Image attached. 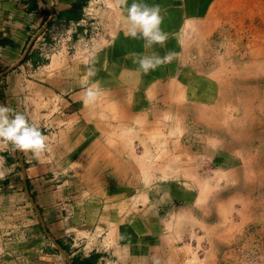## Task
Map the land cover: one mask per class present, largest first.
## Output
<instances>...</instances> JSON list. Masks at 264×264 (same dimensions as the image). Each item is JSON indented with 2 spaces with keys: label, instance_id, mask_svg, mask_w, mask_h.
<instances>
[{
  "label": "rangeland",
  "instance_id": "rangeland-1",
  "mask_svg": "<svg viewBox=\"0 0 264 264\" xmlns=\"http://www.w3.org/2000/svg\"><path fill=\"white\" fill-rule=\"evenodd\" d=\"M141 2L161 6L165 46L145 49L143 38L126 36V6L117 0H83L71 22H57L48 33L43 60L31 61L33 67L43 61L48 73L85 66L95 98L80 116L100 138L97 150L110 148L113 186L128 189L121 218L106 232L80 231L87 242L73 241L69 257L77 264L89 257L92 264H264V0ZM168 52L172 61L148 73L130 55ZM19 60L14 69L26 58ZM11 66L0 60V73ZM32 102L35 120L50 121L44 129L53 144L67 140L72 148L77 134L69 132L79 117L58 116V98ZM65 121L67 129H58ZM20 169L18 150L0 147V201L17 206L15 213L0 212V239L19 236L7 244V261L43 264L45 242L66 264L25 193ZM64 170L79 173L68 161ZM139 203L150 225L137 236Z\"/></svg>",
  "mask_w": 264,
  "mask_h": 264
},
{
  "label": "crops",
  "instance_id": "crops-1",
  "mask_svg": "<svg viewBox=\"0 0 264 264\" xmlns=\"http://www.w3.org/2000/svg\"><path fill=\"white\" fill-rule=\"evenodd\" d=\"M82 3L83 0H0V60L8 65L18 62L30 40L52 18L54 13L49 27L34 42L31 51L26 56L25 63L1 77L0 85L2 83L7 85L1 91L5 105L8 107L14 105L19 108V111H22L31 121L38 123L42 133L48 137L47 143L51 151H46L39 159L31 151H23L26 179L31 197L38 206L44 222L46 221L45 224L47 223L46 226L49 227L52 237L62 247H65L64 243H69L70 249L65 247V250L70 257L72 256L70 252L75 250V247L70 246L73 241H81V246L87 242L86 237L80 231L99 226L106 232L112 222L115 219L117 221L118 216L121 218V210L127 208L129 201L127 188L119 185L113 186L110 148L107 149L109 152L105 150V147L97 150L95 145L101 143L100 138L95 132L88 131L87 121L82 120L80 116L85 107L84 97L89 86L88 77L84 75L87 74L85 66L80 70L76 69L77 67L74 70L68 67L56 73H48L45 71L43 61L41 63L37 61L39 65L36 64L35 67L31 62L36 61L38 56L43 60V46L48 45V33L52 31L57 22H71L82 7ZM14 91L18 92L16 96ZM3 93H5L4 96ZM38 96L58 98L60 103L58 116L79 117L69 132L72 135L77 134V137L72 140V148H70V141L67 140L53 144V133L44 129L50 127L48 126L50 121L35 120L32 99ZM93 98L95 97L88 99V102H93ZM66 124L67 121L57 128L66 130L68 127ZM60 132L58 130L56 133L60 134ZM76 145L79 147L76 148ZM96 155L101 156L97 162ZM65 161L69 164H77L79 173L72 176L66 174ZM20 171V178L24 184L22 165ZM16 177L17 174L14 175V178ZM68 177L71 178L66 179ZM25 193L28 197L26 188ZM14 195L16 197L21 193L16 192ZM3 201H0V212L13 208L15 213L16 204L8 207L4 206ZM141 205L138 204L140 210L136 211L135 220L132 222L137 236L144 233V224L147 226L150 222L149 218H144L142 214L139 215L138 212H143L145 208ZM27 219L28 224L33 221L30 210L27 211ZM13 226L17 227L15 217ZM104 232L98 236H103ZM93 234L95 235L96 232ZM15 238L19 236L1 237L0 264H10L7 261L9 257L7 255L11 248L7 244L14 242ZM45 247L46 244L43 242V264H64L59 254L47 251ZM3 251H7V254H1ZM39 262L36 263L42 264L40 260Z\"/></svg>",
  "mask_w": 264,
  "mask_h": 264
},
{
  "label": "clouds",
  "instance_id": "clouds-1",
  "mask_svg": "<svg viewBox=\"0 0 264 264\" xmlns=\"http://www.w3.org/2000/svg\"><path fill=\"white\" fill-rule=\"evenodd\" d=\"M117 4L126 6V36L134 39L143 38L145 49H150L154 45L165 46L168 34L161 27L164 15L160 5L149 6L141 0H133L130 5H128V0H117ZM130 55L144 73L170 63L174 58L172 52H168L164 56L156 53L152 55L133 53ZM94 95L92 89H88L85 103ZM47 141L48 137L42 133L38 123L31 121L24 113L14 112L13 109L0 104V147L10 143L15 149L31 151L39 159L43 153L51 151Z\"/></svg>",
  "mask_w": 264,
  "mask_h": 264
},
{
  "label": "water",
  "instance_id": "water-1",
  "mask_svg": "<svg viewBox=\"0 0 264 264\" xmlns=\"http://www.w3.org/2000/svg\"><path fill=\"white\" fill-rule=\"evenodd\" d=\"M54 18V13L52 15V18L50 20L47 21V23L43 26V28L38 31L35 36L30 40V42L28 43V46L27 48L25 49L24 51V54L22 55V57L20 58L19 60V63L23 62L26 58V56L28 55L30 49L32 48L34 42L37 40V38L49 27L50 25V22L52 21V19ZM16 66L13 65L11 66L10 68H8L7 70L3 71L0 73V78L5 76L7 73H9L11 70L14 69V67ZM0 104H3L5 105V102L1 99L0 97ZM18 150V154H19V158H20V162H21V165H22V168H23V174H24V185H25V188H26V192L28 194V197L30 198L34 208L36 209L38 215H39V218H40V221H41V224H42V227H43V230L44 232L51 238V240L53 241L54 245L57 247V249L63 254V256L66 258L68 264H73L71 258L69 257V255L67 254V252L62 248V246L52 237V235L50 234V232L48 231L47 227H46V224L44 222V219H43V216L38 208V206L36 205V203L34 202L33 198L31 197V194H30V191H29V187H28V184H27V179H26V168H25V163L23 161V157H22V152L21 150L17 149Z\"/></svg>",
  "mask_w": 264,
  "mask_h": 264
},
{
  "label": "trees",
  "instance_id": "trees-1",
  "mask_svg": "<svg viewBox=\"0 0 264 264\" xmlns=\"http://www.w3.org/2000/svg\"><path fill=\"white\" fill-rule=\"evenodd\" d=\"M73 263L77 264L75 260H74ZM92 263H93V257H89V258L85 259L83 262H81L79 264H92Z\"/></svg>",
  "mask_w": 264,
  "mask_h": 264
}]
</instances>
